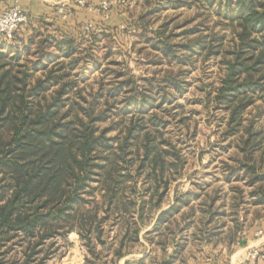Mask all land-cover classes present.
Wrapping results in <instances>:
<instances>
[{"label":"trees","instance_id":"obj_1","mask_svg":"<svg viewBox=\"0 0 264 264\" xmlns=\"http://www.w3.org/2000/svg\"><path fill=\"white\" fill-rule=\"evenodd\" d=\"M166 2L175 8L197 3L204 18L192 27H186L191 19L175 23L184 28L175 32L172 21L153 29L151 11L135 17L152 50L148 62L170 66L160 81L153 75L139 84L134 75L106 67L107 75L115 71L110 80L101 79L87 94L74 75L84 30L62 37L38 30L25 38L15 34L12 40L22 41L25 53L17 50L13 57L0 48V264H48L59 250L58 239L72 232L87 249L84 264H120L142 237L163 251L158 264H175L185 244L176 241L167 254L162 233L178 214L197 212L193 201L200 192L179 189L188 158L169 128L188 122L178 99L191 84L186 77L191 69L184 67L198 60L216 59L221 68L205 99L223 113V136L237 147L235 162H223L224 180L234 192L230 213L223 209V195L200 203L205 225L218 223L209 237L227 225L226 215L234 220L235 237L250 207L264 208V123L257 124L261 111L247 115L251 107L263 106L259 99L264 102V0ZM90 32V49L93 38L109 36L105 29ZM112 113L119 120L101 128ZM116 125L117 133L109 134ZM261 216L257 209L256 218Z\"/></svg>","mask_w":264,"mask_h":264},{"label":"rangeland","instance_id":"obj_2","mask_svg":"<svg viewBox=\"0 0 264 264\" xmlns=\"http://www.w3.org/2000/svg\"><path fill=\"white\" fill-rule=\"evenodd\" d=\"M166 1L116 0L113 6L105 10L101 7L99 8L100 0L97 3L87 0V6L84 7L86 12L82 14L81 8L74 5L69 8L67 16L59 12V6L55 4L57 9H54L55 12L50 15L54 17L50 20L51 23L39 25L38 31L43 34L54 35L55 37H62L64 33H70L74 36L75 34L84 33V27L90 23L95 25L94 30L97 31L96 33H102L101 31H104V29L108 31L109 36L101 34L97 39L92 36L93 49H90L91 32H85L86 35L83 41L78 43L79 50L77 55L81 59L74 70V75H77L80 87L86 88L85 92L87 94L98 89L101 79H105L104 82L109 81L115 71H121L126 74L125 76L134 75L135 80L139 84H144V78L153 75L158 77L160 81L165 72L164 70L170 66L166 63L156 65L148 62L147 53H152V50L140 35L141 31L134 23L135 17L144 11H151L147 19L152 21L153 29L166 21H172L170 25L175 32H180L184 29L176 28L175 23L191 19L186 27H192L204 18V15H198L201 9H199L197 3L191 2L175 8L170 4L166 5ZM35 11L38 12V10ZM194 16L195 18H193ZM215 21L216 16L214 14L208 18V24L210 25H213ZM27 28L30 27L28 26ZM215 30L217 32L222 31L219 25L215 27ZM226 30L230 37V30ZM18 33L17 37L20 36V33ZM13 40L5 41L0 39V48L5 51H11V57L15 56L17 50L21 51V54L25 53L22 41ZM140 48H143V50H140ZM115 60L120 63H113ZM106 67L115 69V71L107 75L106 71H103ZM173 67L175 69L178 68L176 65ZM184 69H191L186 75L191 84L188 86V90L179 96L178 101L183 104V114L188 116L189 119L187 123L178 126L174 123L169 128V133L182 147V152L188 158L184 169L185 174L178 180L181 181L179 189L181 191L194 189L200 192V197L193 201L197 212L191 217H183V214H178V219L171 223V229L163 231L162 237H165L164 234L167 235V254L173 251L172 245L176 241L185 244L183 253L175 264H180L183 260L182 258L185 259L184 264H231L230 256L243 242L244 231L247 230L246 233L250 236L252 232L250 230L256 225L264 230V208L250 207L247 204L250 207L248 218L245 220L242 232L235 237L231 235L232 226L234 225L231 215L225 216L224 219L227 220V225L218 230L220 233L209 237L212 234L207 231H217L215 227H217L218 223L207 222L205 225L207 217L203 218L201 210L203 208H201L200 203L203 200H208L211 195L220 194L227 201V205L223 209H226L227 214L230 213V204L233 200L234 192L231 188L232 184L224 180L223 162H235L233 158L237 156V147L233 143L232 137L224 138L223 136L225 128V124L221 119L223 113L217 111L212 105H208L205 99V92L210 89L208 84L217 85L221 76V68L216 59H209L206 62L198 60L195 65H186ZM257 104H262L263 106L261 108L257 105L251 107L247 115L252 116L261 111L257 117V124L260 125L264 123V102L259 99ZM179 109L177 108L176 110ZM118 120L119 116L116 113H112L107 120L100 122V126L101 128L107 127ZM117 128L118 126L116 125L108 133H117ZM178 181L172 184L169 194L171 200ZM195 183L198 185H195ZM199 184H203V187L201 188ZM234 184L244 186L246 193L250 189L244 181H237ZM221 201L222 198L218 200L217 204L221 203ZM257 209H260L262 215L258 218H256ZM182 211L187 213L189 208L185 206ZM243 213V209H240V214L243 215ZM242 219L243 217L241 216L240 220ZM203 226L207 228L203 229ZM160 238L159 235L155 236V241ZM141 241L142 244L133 247L131 254L120 260L123 264H127L124 262L126 259L129 261L128 264H140L138 259L144 256L147 259L143 264H158V261L164 257L161 248L155 247L154 244L143 237ZM58 246L57 254L49 259L48 264H78L82 260L83 249L86 251L84 254H87V249L76 232L70 233L66 238H59Z\"/></svg>","mask_w":264,"mask_h":264},{"label":"crops","instance_id":"obj_3","mask_svg":"<svg viewBox=\"0 0 264 264\" xmlns=\"http://www.w3.org/2000/svg\"><path fill=\"white\" fill-rule=\"evenodd\" d=\"M11 0H0V10H2L4 7L7 6L8 3H10ZM89 2L97 3L99 0H88ZM57 3V0H21L20 4L31 13V23L28 25L30 28H22L19 30L20 38L27 37L30 33H32L34 30H39V25H47L50 24V20L52 18L50 15L55 12L57 7L55 4ZM56 7V8H55ZM82 10L81 13L83 14L86 12L84 7H80ZM55 9V10H54ZM35 10H38L36 12ZM37 13L36 15H34ZM57 13V11H56ZM90 14V13H89ZM18 33V32H17ZM16 33V34H17ZM18 33V34H19ZM255 228V229H254ZM252 230H250L251 235L249 236L244 231L243 235V242L237 247L235 251L230 256L231 264H236L238 262H242L244 264H264V230L261 229L259 226H255ZM74 233V232H73ZM254 249H259L261 254L263 256H259L257 259H252L249 257V254ZM83 252L85 253L86 251ZM82 255V260L78 264H84L85 263V254ZM126 258V257H125ZM127 261V259H126ZM126 261H124L126 263ZM120 264H123L122 261H120Z\"/></svg>","mask_w":264,"mask_h":264},{"label":"built area","instance_id":"obj_4","mask_svg":"<svg viewBox=\"0 0 264 264\" xmlns=\"http://www.w3.org/2000/svg\"><path fill=\"white\" fill-rule=\"evenodd\" d=\"M20 1L21 0H11L6 7L0 10V39L7 41L12 40L20 29L31 23L30 13L20 4ZM115 3L116 0H100L99 8L101 7L102 9L108 10V8ZM56 4L59 6V12L67 16L70 7L74 5L76 7H86L87 0H57ZM94 29L95 25L90 23L87 24L83 30L88 33ZM259 256H263L259 249H254L249 254V257L252 259H257ZM236 264L244 263L238 262Z\"/></svg>","mask_w":264,"mask_h":264}]
</instances>
